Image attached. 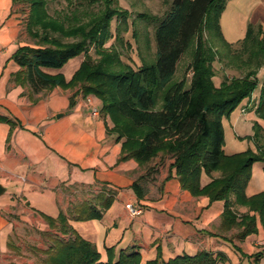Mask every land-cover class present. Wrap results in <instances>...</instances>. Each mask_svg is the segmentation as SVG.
<instances>
[{"label": "trees", "instance_id": "obj_1", "mask_svg": "<svg viewBox=\"0 0 264 264\" xmlns=\"http://www.w3.org/2000/svg\"><path fill=\"white\" fill-rule=\"evenodd\" d=\"M166 1L161 14L148 8L138 11L129 22L130 11L120 5V0H102L100 12H91L86 21L71 23L69 15L51 16L48 0H13L29 7L25 28L32 43L18 47L12 54L20 69L11 79L28 88L32 101L38 99L36 94H46L57 86L77 88L84 97L99 98L100 113L112 123L111 127L106 125V130L115 133V139L121 142L118 161L131 158L144 169L131 185L138 198L146 194L144 179L155 174L166 159H172L167 178L175 175L183 189L194 196H206L209 204L223 200L220 229L236 227L235 237L245 238L258 232V221L264 229V191L246 194L252 165L264 161V150L248 148L225 154L222 120L259 85L256 113L264 119V76L261 81L258 78L264 67V28L249 23L245 37L230 43L220 27L228 0ZM113 20L117 22L115 31ZM129 27L131 36L141 41L138 67L122 60L114 45L105 47L112 38L119 40ZM91 46L99 58L88 54ZM82 54L84 59L69 80L61 72L44 70L61 69ZM187 55L190 60L180 69ZM215 62L225 72L219 85L213 80ZM228 69L240 71V75H229ZM0 121L11 127L17 124L2 115ZM254 130L257 136V123ZM214 171L221 175L203 185V174ZM114 200L115 192L103 188L73 205L68 213L60 211L52 217L40 212L50 228L61 234H46L50 245L37 249L44 254L40 264H142L140 252L133 247L121 249L116 259L110 254L107 261H102L96 245L69 222L101 219ZM235 204L247 206L248 212L238 215L233 209ZM250 256L258 264L264 248ZM227 260L225 253L208 250L164 260L157 247L155 258L145 264H219Z\"/></svg>", "mask_w": 264, "mask_h": 264}, {"label": "crops", "instance_id": "obj_2", "mask_svg": "<svg viewBox=\"0 0 264 264\" xmlns=\"http://www.w3.org/2000/svg\"><path fill=\"white\" fill-rule=\"evenodd\" d=\"M13 0H0V115L17 122L14 127L0 121V264H40L49 247L47 233L60 235L50 228L40 212L56 217L103 188L115 192V200L101 219L74 220L70 224L84 238L93 242L102 261L116 259L121 249L133 247L142 256V264L155 258L157 247L164 260L180 254L193 255L200 250L221 251L227 262L219 264H255L250 255L264 248V229L258 221V232L237 238L238 228L220 229L224 201L209 204L206 196H194L169 174L172 159L159 165L158 171L145 178L146 194L138 198L132 183L144 173L134 160L118 161L121 142L111 127L109 117L93 114L87 97L77 88H53L36 94L32 101L28 88L12 81L20 69L11 58L18 47L31 44L25 28L26 13ZM249 23L264 28V0H228L220 17L226 41L236 43L246 35ZM82 55L70 59L61 69L67 80L78 69ZM225 72L213 80L219 85ZM264 76L260 68L258 78ZM217 79V80H216ZM260 85L227 117H224L225 154L250 148L264 150V119L256 108ZM73 106L70 107V99ZM57 114L59 116H57ZM259 130L255 136L254 124ZM221 173L203 174L202 184ZM264 191V161L252 165L246 194ZM231 199H234L232 195ZM131 203L141 209L132 217L126 209ZM236 213L248 207L235 204ZM108 248H113L111 253ZM39 249V250H37ZM258 264H264L262 256Z\"/></svg>", "mask_w": 264, "mask_h": 264}, {"label": "rangeland", "instance_id": "obj_3", "mask_svg": "<svg viewBox=\"0 0 264 264\" xmlns=\"http://www.w3.org/2000/svg\"><path fill=\"white\" fill-rule=\"evenodd\" d=\"M141 2V3H139ZM166 0H120V5H122L124 8H127L130 11L129 15V22H131L132 19H135L136 13L138 11L142 10H148L154 12V13H159L164 10L166 6ZM21 4V9L22 12L26 13V20L28 17L29 13V7L26 4L18 3ZM103 7L102 0H96L94 2H91L90 0H72L71 2L68 0H48V12L51 16L54 17H62L65 15H69L72 17L71 23H78L82 21H86L87 18L89 17V14L91 12H100L101 8ZM146 7V8H145ZM145 8V9H144ZM75 19H73V16ZM26 24V21H25ZM117 25V22L115 20L112 21V30L115 31V27ZM131 26V25H130ZM129 31L127 33L122 32L121 33V38L119 40H115L112 38L109 40L106 44L105 47H110V45H114L119 51L122 60L125 62H128L134 67H138L141 64L140 61V43L141 41H137V38L131 36V27H129ZM27 39L32 43V39L28 36L27 34ZM64 41H71V38H63ZM88 54L91 55L93 59L99 58V55L95 53L94 46H91L89 48ZM82 57L84 59V54H82ZM190 56L187 55L183 58L182 62L180 63V69H183L185 65L189 62ZM214 66L217 69V73L220 71V64L218 62L214 63ZM228 74L229 75H240V71L237 70H229L228 69ZM190 73L188 74V78L190 77ZM217 80V79H216ZM94 100H93V105L98 106L99 110L101 108V100L97 98L96 96L92 95ZM238 214V213H237ZM240 215V214H239Z\"/></svg>", "mask_w": 264, "mask_h": 264}, {"label": "built area", "instance_id": "obj_4", "mask_svg": "<svg viewBox=\"0 0 264 264\" xmlns=\"http://www.w3.org/2000/svg\"><path fill=\"white\" fill-rule=\"evenodd\" d=\"M87 101L88 103H90L92 113L95 115L98 114V108L92 104L91 97H87ZM125 206L126 209L128 210L129 215L132 217L138 215L141 212V209L139 207H136L131 203H127Z\"/></svg>", "mask_w": 264, "mask_h": 264}, {"label": "water", "instance_id": "obj_5", "mask_svg": "<svg viewBox=\"0 0 264 264\" xmlns=\"http://www.w3.org/2000/svg\"><path fill=\"white\" fill-rule=\"evenodd\" d=\"M57 116L59 115L57 114ZM3 191H4V186H2V184L0 183V195L3 193Z\"/></svg>", "mask_w": 264, "mask_h": 264}]
</instances>
